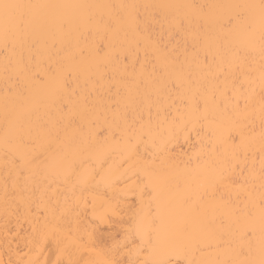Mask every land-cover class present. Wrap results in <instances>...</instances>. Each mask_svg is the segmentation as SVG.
Wrapping results in <instances>:
<instances>
[{"label": "bare ground", "instance_id": "bare-ground-1", "mask_svg": "<svg viewBox=\"0 0 264 264\" xmlns=\"http://www.w3.org/2000/svg\"><path fill=\"white\" fill-rule=\"evenodd\" d=\"M0 3V264H260L264 0Z\"/></svg>", "mask_w": 264, "mask_h": 264}, {"label": "snow or ice", "instance_id": "snow-or-ice-1", "mask_svg": "<svg viewBox=\"0 0 264 264\" xmlns=\"http://www.w3.org/2000/svg\"><path fill=\"white\" fill-rule=\"evenodd\" d=\"M33 7L32 5L25 4H6L0 3V15H2L5 25L11 23L14 25H19L24 22L25 13L23 10ZM152 264H167V261L164 259H156ZM260 264H264V259L260 261Z\"/></svg>", "mask_w": 264, "mask_h": 264}]
</instances>
